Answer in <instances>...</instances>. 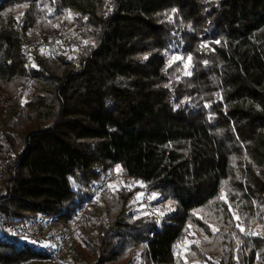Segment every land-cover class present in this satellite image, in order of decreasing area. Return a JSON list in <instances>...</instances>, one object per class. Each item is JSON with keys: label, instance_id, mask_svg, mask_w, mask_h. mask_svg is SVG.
I'll return each mask as SVG.
<instances>
[{"label": "trees", "instance_id": "trees-1", "mask_svg": "<svg viewBox=\"0 0 264 264\" xmlns=\"http://www.w3.org/2000/svg\"><path fill=\"white\" fill-rule=\"evenodd\" d=\"M38 33L57 35L53 52ZM6 158L0 264L48 260L9 229L75 222L115 170L150 182L163 222L137 210V188L110 189L94 236L72 240L77 261L264 264V0H0Z\"/></svg>", "mask_w": 264, "mask_h": 264}, {"label": "built area", "instance_id": "built-area-1", "mask_svg": "<svg viewBox=\"0 0 264 264\" xmlns=\"http://www.w3.org/2000/svg\"><path fill=\"white\" fill-rule=\"evenodd\" d=\"M66 18H68V16H66ZM56 44L57 35L50 37L48 41H44L39 33L33 37V46H46L50 52L55 50ZM24 52L29 64L31 60V50L27 47ZM28 90V85L22 88V92H27ZM19 99L20 96L18 95L16 100ZM124 187L137 188L139 199L138 210L145 214L156 216L159 219L160 224H162L164 214L162 213L160 206L153 201V194L150 190V182L144 177L130 175L122 172L121 170H115L105 174L101 181L92 186L90 193L84 199L83 204L76 210L74 220L76 222L66 223L59 220L57 215L42 213L37 219L32 220L27 224H18L11 227L8 234L12 236L17 233H21L23 236L31 238L38 243H49L51 246V257L48 260H44L43 264H67V258L72 249V240L75 232L74 229L77 228L76 226L85 219L88 214V209L91 206H95L101 196L108 190L112 189L117 191ZM240 224L244 225V222L241 221ZM74 225L76 226L74 227ZM248 232L253 233L251 228L248 229ZM1 233L2 229L0 227V234ZM185 247L186 244H180L181 250ZM180 256L181 255L178 256V260L180 259ZM256 264L262 263L256 260Z\"/></svg>", "mask_w": 264, "mask_h": 264}, {"label": "rangeland", "instance_id": "rangeland-1", "mask_svg": "<svg viewBox=\"0 0 264 264\" xmlns=\"http://www.w3.org/2000/svg\"><path fill=\"white\" fill-rule=\"evenodd\" d=\"M19 96H20L19 101L15 100V101H11L9 103L13 104L12 102H15V104H13L14 106H17L18 104H21V103H25V102L30 100L31 92H30V90H28L27 92L26 91L22 92V89H21ZM10 160H12V158H8V159L6 158L4 160L0 159V191L3 190V186H2L3 167H4V164L9 162ZM137 210H138V206H137ZM87 213H88L87 216L85 217V219L83 221H81V223H79L78 225L76 224L77 226L74 225V227L76 226L77 228L74 229L75 232H74L73 238H74V236H76L78 234L87 235V236H94V234L97 231V225H98L99 221L101 219H104V208H103L102 202L99 200L95 206H91L88 209ZM162 213L164 214L163 211H162ZM251 229L253 231V233H249L251 235L255 234L256 232L261 231V227H258L257 229H253V228H251ZM190 242H191V240L188 239L184 242V244L190 243ZM39 244L41 247L44 246L49 251H51V246L49 245V243H39ZM180 244H179V247H180ZM140 250L141 249H139L136 252L135 260H134L133 264H145L143 261V258L141 257V253H140L141 251ZM72 251H73V245H72V249L70 251V254L68 255V258H67V264H88L89 259L87 258V256H86V258H84L83 261H77L75 258H73L74 254ZM22 264H43V261L31 260L28 262H24ZM188 264H209V263L195 260V261L188 262Z\"/></svg>", "mask_w": 264, "mask_h": 264}]
</instances>
